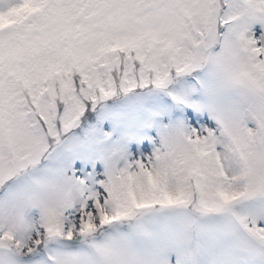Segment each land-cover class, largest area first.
<instances>
[{"label": "snow or ice", "instance_id": "1", "mask_svg": "<svg viewBox=\"0 0 264 264\" xmlns=\"http://www.w3.org/2000/svg\"><path fill=\"white\" fill-rule=\"evenodd\" d=\"M0 264H264V0H0Z\"/></svg>", "mask_w": 264, "mask_h": 264}]
</instances>
